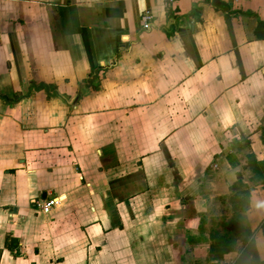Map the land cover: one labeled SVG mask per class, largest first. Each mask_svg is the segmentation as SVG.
Here are the masks:
<instances>
[{"label":"crops","instance_id":"obj_1","mask_svg":"<svg viewBox=\"0 0 264 264\" xmlns=\"http://www.w3.org/2000/svg\"><path fill=\"white\" fill-rule=\"evenodd\" d=\"M219 3L0 0V264H229L223 214L264 260V0Z\"/></svg>","mask_w":264,"mask_h":264},{"label":"trees","instance_id":"obj_2","mask_svg":"<svg viewBox=\"0 0 264 264\" xmlns=\"http://www.w3.org/2000/svg\"><path fill=\"white\" fill-rule=\"evenodd\" d=\"M15 98L13 99L14 101H12V103L17 102L19 99H21V95L17 94L14 96ZM249 164H251V166H254L253 171L256 174L258 179H262L264 181V161L262 162H256L255 158L250 156L249 157ZM240 187L241 183L239 184ZM240 187L237 188H233L235 190L238 191V193H240V195L242 194V197L237 198L238 200V209L241 212H245L247 210V207L249 205V189H245V190H241ZM239 194H237L238 196ZM232 223L234 224V228H236V230H240L241 227L243 225H245V233H242V235H246L247 237L249 236V229L246 227L247 225V219L242 215H237V217L232 218ZM264 223V220L262 221L261 224ZM236 226V227H235ZM264 231V230H263ZM238 236H240V233L237 232L236 237L233 236L232 238H229L227 240L224 241V239L222 240V244L223 247L217 249V253L220 256H223L224 254H227L229 252H231L234 249L235 244L237 243L238 240ZM221 241L219 240V242L216 240V247L217 245H219ZM7 249H9L11 251V253L13 255H18L19 254V241L16 238H13L12 236L9 235V242H7L6 244ZM244 250L242 251L238 262H236V264H247V259L250 255L253 256L254 260L256 261V264H264V260H260L258 253H257V249L255 246L254 242L248 241V240H244Z\"/></svg>","mask_w":264,"mask_h":264},{"label":"rangeland","instance_id":"obj_3","mask_svg":"<svg viewBox=\"0 0 264 264\" xmlns=\"http://www.w3.org/2000/svg\"><path fill=\"white\" fill-rule=\"evenodd\" d=\"M233 225L234 224L232 223V219L231 218L228 219L227 216L224 214L220 215L218 217H214L212 220H210V222H209L210 237H214L218 242H219V240L221 241L219 243V245H217V247H216L217 249L223 247V244H222L223 239L225 241L229 238H232L233 236L236 237L237 232L240 233V236H238V241H241L242 244H244V240L250 239L249 236H248L249 238H247V236L245 234L242 235V233H245V225H243L240 230H236V228H234ZM246 227H247V225H246ZM260 227L261 228L259 229V231L262 233V238L264 241V231H263L264 230V223L261 224ZM251 234H252V232H251ZM241 250H239L237 253V254H239L237 256V259H236L237 262H238L240 255H241V252H240ZM247 264H256V261L254 260L252 255H250L248 257Z\"/></svg>","mask_w":264,"mask_h":264},{"label":"built area","instance_id":"obj_4","mask_svg":"<svg viewBox=\"0 0 264 264\" xmlns=\"http://www.w3.org/2000/svg\"><path fill=\"white\" fill-rule=\"evenodd\" d=\"M162 1L166 6H171L176 2V0H162ZM152 20H153L152 13L150 11H145L141 17V30L143 31L149 30L152 26ZM32 204L36 211L46 214L49 213L58 204V202L56 199L50 198L48 200L32 201ZM236 262H237L236 259H231L229 261V264H236Z\"/></svg>","mask_w":264,"mask_h":264},{"label":"water","instance_id":"obj_5","mask_svg":"<svg viewBox=\"0 0 264 264\" xmlns=\"http://www.w3.org/2000/svg\"><path fill=\"white\" fill-rule=\"evenodd\" d=\"M214 5L220 6L221 4L219 3V0H214Z\"/></svg>","mask_w":264,"mask_h":264}]
</instances>
